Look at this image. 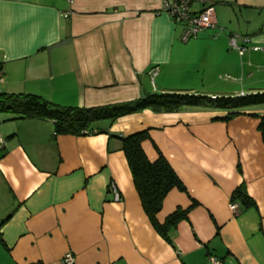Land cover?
Instances as JSON below:
<instances>
[{
  "label": "crops",
  "instance_id": "crops-1",
  "mask_svg": "<svg viewBox=\"0 0 264 264\" xmlns=\"http://www.w3.org/2000/svg\"><path fill=\"white\" fill-rule=\"evenodd\" d=\"M205 2L223 32L183 42L165 0H0V92L85 108L155 93L264 92V51L253 49L264 48V24H241L264 19V0H192L191 10ZM226 114L146 108L103 122L107 133L54 137L50 120L0 113V264H63L67 251L74 264H211L210 255L264 264V140L249 115L264 116V105L224 122ZM142 130L147 157L161 153L186 188L166 196L158 222L197 202L168 239L146 214L117 137ZM241 185L255 205L237 200L233 211Z\"/></svg>",
  "mask_w": 264,
  "mask_h": 264
},
{
  "label": "trees",
  "instance_id": "trees-1",
  "mask_svg": "<svg viewBox=\"0 0 264 264\" xmlns=\"http://www.w3.org/2000/svg\"><path fill=\"white\" fill-rule=\"evenodd\" d=\"M211 96L182 92L155 93L128 102L85 108L61 106L32 94L0 92V113L12 115L16 119L50 120L53 122L54 137L57 135L89 136L107 133L108 129L101 126L103 122H107L109 126L119 119L146 108L174 112L186 108L213 107L227 111L221 119L227 122L249 107L264 105V92L239 96H216L215 99ZM249 115L260 120L258 130L264 140V116ZM117 137L121 140L122 151L126 156L142 206L156 230L168 239L170 229L187 219L190 210L197 205V202L192 199L188 208H177L166 217L163 223H159L157 214L161 211L166 196L174 189L186 192V188L161 153L153 161L147 157L142 144L150 138L148 130ZM237 200L244 207L255 205L246 193L244 185L239 186L232 193L231 202L234 203ZM0 243L4 244L1 233Z\"/></svg>",
  "mask_w": 264,
  "mask_h": 264
},
{
  "label": "built area",
  "instance_id": "built-area-1",
  "mask_svg": "<svg viewBox=\"0 0 264 264\" xmlns=\"http://www.w3.org/2000/svg\"><path fill=\"white\" fill-rule=\"evenodd\" d=\"M191 4L192 0H165L164 10L168 13L174 23L183 27L180 36L183 42H188L190 39L196 37L199 33L203 32L204 30L218 29L215 19V8L213 3L205 2L203 8L197 12H193L191 10ZM238 37L239 35L232 34L229 38V44L232 48L236 49L239 54H243L245 51V46L242 44H238ZM249 41L250 40L248 37H244L243 44H246ZM253 49L264 51V48L259 46H254ZM2 80V74L0 72V85L2 83ZM211 98L215 99L216 96H211ZM4 144L5 139L0 137V150L4 147ZM109 192L115 202H119L121 200L120 192L114 182H110ZM230 208L235 211L237 205L235 203H231ZM209 260L211 264H221L222 262L219 258L214 255H210ZM62 263H75V256L72 251H67L63 255Z\"/></svg>",
  "mask_w": 264,
  "mask_h": 264
},
{
  "label": "rangeland",
  "instance_id": "rangeland-1",
  "mask_svg": "<svg viewBox=\"0 0 264 264\" xmlns=\"http://www.w3.org/2000/svg\"><path fill=\"white\" fill-rule=\"evenodd\" d=\"M240 20H241V22H243V19H241L240 18ZM262 20H264V19H262V18H255V20L253 21V22H250V23H241L242 25H243V28L245 29V28H253V29H255V28H258V27H260L262 24H264V21H262ZM250 25V26H249ZM249 26V27H248ZM243 28H241V30L242 31H244L243 30ZM237 31H239V29H237ZM218 32H220V33H222L223 32V30H221L220 28H219V30H218ZM239 35V34H238ZM193 39V38H192ZM192 39H190L189 41H191ZM188 41V42H189ZM211 69V68H210ZM220 77L222 78V79H232V77L233 76H231V75H228V74H225L224 72H221L220 73ZM205 110H213V111H217V110H219V109H216V108H213V107H205L204 108ZM7 115V114H6ZM9 115V114H8Z\"/></svg>",
  "mask_w": 264,
  "mask_h": 264
}]
</instances>
